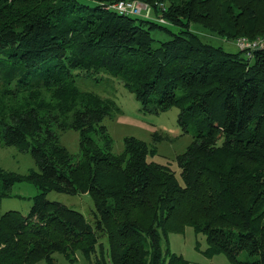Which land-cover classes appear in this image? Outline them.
<instances>
[{"label":"trees","instance_id":"trees-1","mask_svg":"<svg viewBox=\"0 0 264 264\" xmlns=\"http://www.w3.org/2000/svg\"><path fill=\"white\" fill-rule=\"evenodd\" d=\"M119 1L0 0V139L37 165L0 168L1 194L23 180L39 189L26 215L1 214L0 264H56L54 253L75 264L77 252L88 264H188L167 246L187 225L205 235L206 255L264 264V48L248 61L199 33L264 36V0H139L152 18L108 7ZM79 74L115 78L147 112L177 107L195 130L176 156L182 181L147 159L155 144L128 135L111 151L101 122L113 106L93 93L75 101ZM67 129L79 133V158L61 143ZM52 190L89 194L91 219L47 199Z\"/></svg>","mask_w":264,"mask_h":264},{"label":"rangeland","instance_id":"rangeland-1","mask_svg":"<svg viewBox=\"0 0 264 264\" xmlns=\"http://www.w3.org/2000/svg\"><path fill=\"white\" fill-rule=\"evenodd\" d=\"M171 28L173 29V27ZM196 30L201 29L197 27ZM199 33L205 41L215 46H222L226 51L232 52L236 51L237 48L239 49L235 40L237 37L233 41H228L221 37L222 33L218 34L215 31L202 30ZM152 35L156 39L166 37L157 33H152ZM240 37L244 42L251 39L246 35ZM246 48L248 47L244 49ZM243 52L244 57L248 56H246L248 61L253 60L248 50ZM76 84L79 93L74 98L75 101H85V94L93 93L110 102L113 106L111 113L101 122L107 128L112 139V152L119 153L123 150V138L128 135L144 140L149 144H155L156 152L153 155L149 154L147 159L169 166L175 172L177 179L182 181L176 156L191 143L195 130L191 124H188L186 129L182 128L178 122L179 111L177 107L173 106L159 113L147 112L140 107L134 95L122 83L109 75L86 76L79 74L76 76ZM20 95H25V93H20ZM39 97H42L46 103L54 101L48 93H43ZM18 99L21 100V98ZM11 104L15 105L14 100L11 101ZM11 104L6 103V106L3 107ZM60 140L69 153L75 158H79V133L77 131L67 129L61 133ZM0 168L18 174H25L30 168L37 169V165L29 151H21L15 145H3L0 139ZM3 184V180L0 179V216L7 210H16L22 215H26L31 207L32 199L38 194L39 189L30 181H16L11 185L9 194L3 195L1 194ZM45 196L51 201H57L80 211L88 220L92 217L91 212L94 206L90 195L87 193L69 194L52 190L47 192ZM101 241L104 246L107 245L105 239H101ZM167 246L171 252L181 255L188 264H230L229 259L223 252L206 255L204 253L207 248L205 235L196 233L189 225L185 226L182 232L169 233ZM165 247V242H162L163 254ZM97 252L99 253V251ZM76 255L77 261L75 264H88L81 253L77 252ZM53 256L56 264L66 262L65 257L60 253H54ZM244 257H246V254L241 252L239 258L243 259ZM32 264H47V262L41 259Z\"/></svg>","mask_w":264,"mask_h":264},{"label":"built area","instance_id":"built-area-1","mask_svg":"<svg viewBox=\"0 0 264 264\" xmlns=\"http://www.w3.org/2000/svg\"><path fill=\"white\" fill-rule=\"evenodd\" d=\"M160 5L162 6V4ZM108 7H110L112 10H115L122 15H134L143 18H152L151 7L148 4L141 2L139 0L119 1ZM157 20L160 22H164L162 17L157 18ZM241 38L242 37L239 36L237 37V39H235L236 44L238 45L240 50L244 49L245 47H248L244 50H248L249 52L251 50L264 48V36H258L256 38L250 39L247 42H244V40H242Z\"/></svg>","mask_w":264,"mask_h":264}]
</instances>
